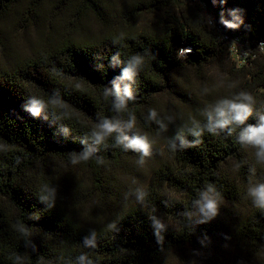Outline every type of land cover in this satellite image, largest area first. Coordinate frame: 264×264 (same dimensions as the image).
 <instances>
[{"label": "trees", "instance_id": "obj_1", "mask_svg": "<svg viewBox=\"0 0 264 264\" xmlns=\"http://www.w3.org/2000/svg\"><path fill=\"white\" fill-rule=\"evenodd\" d=\"M196 1L123 0L132 19L120 27L113 0H0V50L10 59L0 63V264H167L170 253L199 256L208 240L232 243L244 253L238 264H264V210L248 196L249 187L264 183V166L255 147L239 143L240 132L264 116V0ZM82 15L93 16L105 33L94 36ZM152 15L154 21L145 22ZM31 29L38 31L41 51L18 57L11 33ZM236 38L255 56L242 66L231 57ZM137 54L144 63L132 79H121ZM225 66L245 79L241 92L255 99L253 116L232 125L231 135L208 132L205 112L213 100L209 106L193 102L196 114L168 131L160 125L172 124L167 115L151 116L160 95L188 99L178 79L186 69L202 76ZM117 83L122 95L127 86L134 97L121 111L114 107ZM32 99L44 102L39 117L27 111ZM105 118L130 138L141 131L165 134L175 165H164L172 170L163 181L185 200L157 201V210L169 214L174 227L157 228L142 209L117 216L114 229L110 221L86 223L85 217L118 206L116 173L126 159L142 155L125 151L117 134L97 144L93 132ZM85 152L92 159L71 162ZM209 184L220 197L215 222L202 218L196 203ZM225 216L231 231L220 226Z\"/></svg>", "mask_w": 264, "mask_h": 264}, {"label": "rangeland", "instance_id": "obj_2", "mask_svg": "<svg viewBox=\"0 0 264 264\" xmlns=\"http://www.w3.org/2000/svg\"><path fill=\"white\" fill-rule=\"evenodd\" d=\"M115 2L117 15L119 17V26L124 27L127 25V19H132V13L123 11V0ZM195 5L201 6V2L197 0ZM123 11V12H122ZM110 11V15H112ZM60 14L58 13V16ZM149 15V14H148ZM155 15H152L145 19V22L154 21ZM75 18V17H74ZM84 23L89 27L94 36H102L105 33L106 27L98 22L93 16L85 17L81 16ZM127 18V19H126ZM211 27V26H210ZM8 37V36H7ZM12 39L17 44L18 57L22 58H34L41 51V42L38 31L31 29L27 32L12 31ZM6 42V40H5ZM246 44H239L237 42H231V57L235 64H244V58L251 56L255 59V56L250 54V51L245 50ZM247 49V48H246ZM189 50L182 52V57ZM264 53V52H263ZM264 55V54H263ZM10 61L9 57L5 55V52L0 50V63ZM260 65L264 66V56L261 57ZM237 62V63H236ZM197 73L194 69H186L184 73L178 77L180 85H182V92L187 96V100L176 96L174 93H165L160 95L155 100L154 110L159 115H167L171 119L172 124L165 125L160 123L165 131H168L174 124L180 122L182 119L188 116H194L196 113L193 110V102L199 101L209 106L210 102L218 101L223 98L234 99L240 94L243 89L242 83L245 79L238 74L230 72V67L225 66L213 67L208 71ZM170 127V128H169ZM150 129L151 125L149 126ZM142 135H147L149 142L152 145L151 155L145 157L146 163L140 166L138 161L141 156L132 157L125 160V169L117 171V187L119 201L118 206H112L106 213L100 217L87 218L83 216L86 223L91 226H96L100 223L110 221L115 224L117 216L122 217L127 215L133 209H142L143 213L150 215L153 221L158 220L164 227L175 226L172 217L169 214H162L157 210V201L171 203H182L185 199L175 190L167 187L163 181L164 173L167 174L171 169H165L164 165L173 167L175 165V158L173 152L167 145L166 136L164 133L156 134L149 131H141ZM264 166V161H261ZM160 170H162L160 172ZM158 173V175H157ZM140 193H144V198L139 199ZM121 214V215H120ZM90 217V216H89ZM118 217V218H119ZM202 218H205L201 216ZM217 217L211 219L216 221ZM210 221V220H209ZM224 225H221L223 230L231 231L233 228L232 220L228 217L223 218ZM205 249L201 251L199 256L192 254L187 258L180 256L177 253H170L166 257L167 264H238L244 253L239 252L237 248L232 244L227 245H215L212 240H208L203 245Z\"/></svg>", "mask_w": 264, "mask_h": 264}, {"label": "clouds", "instance_id": "obj_3", "mask_svg": "<svg viewBox=\"0 0 264 264\" xmlns=\"http://www.w3.org/2000/svg\"><path fill=\"white\" fill-rule=\"evenodd\" d=\"M264 51V48L261 49ZM144 63V58L141 56L133 55L130 59L128 67L124 69L123 77L121 79H132L136 75V67ZM104 97L107 99L109 93L104 91ZM117 103L114 105L117 111H121L127 108V101L134 99L130 88L127 86L124 88L123 95L121 94V89L119 83L116 84ZM53 103H57L53 101ZM63 105L65 102H59ZM254 104L255 99L250 93L241 92L234 99H221L210 109L205 112L207 119V129L212 135H218L217 129L229 130V135H231L232 125H245L247 121L254 114ZM44 102L38 99H32L31 107L27 109L34 117H39L41 111L44 108ZM151 116L155 118L156 111L151 110ZM136 117H132V121L128 124L129 128H132L135 124ZM113 134L116 135V141L118 145H124V150H133L138 153H142L140 160L138 161L140 166L146 163L145 157L151 155L152 145L148 140L147 135H137L130 138L122 134L118 124H114L112 121L105 118L101 125L98 126V130L93 132L95 142L97 144L105 142L106 139L111 137ZM195 135H201V132H194ZM179 138V137H178ZM181 143H185L181 138ZM239 143L241 145H250L255 147L257 151V156L261 161H264V116H262L258 123L248 124L247 127L239 134ZM92 159L91 152H85L79 158L73 155L71 162L73 164L86 162ZM99 163V162H98ZM201 199L197 201L199 214L206 218V220H211L219 214V193L213 185H207V191L202 192ZM248 196L252 198V203L255 207L264 210V183L251 186L248 188ZM144 198V193H140L139 199ZM43 200L48 201V196H43ZM53 206L52 204L49 205ZM155 220V218L153 217ZM155 226L159 229L164 227L158 220L155 221ZM110 229L115 228V224L108 225ZM19 231L24 235H28V230L24 227H20ZM159 235V233H157ZM89 246L94 247L90 241L86 242ZM19 259V255L15 256ZM84 259V257H81Z\"/></svg>", "mask_w": 264, "mask_h": 264}, {"label": "built area", "instance_id": "obj_4", "mask_svg": "<svg viewBox=\"0 0 264 264\" xmlns=\"http://www.w3.org/2000/svg\"><path fill=\"white\" fill-rule=\"evenodd\" d=\"M209 24H210L211 27L214 26V21H213L211 18H209ZM230 41L233 42V43L237 42V43L242 44V45L244 44V43H242V42H241L239 39H237V38H236V39H233V40H230ZM245 50H248V49L245 48ZM248 51H249V50H248ZM250 54H251V52H250ZM249 57H251V56H249ZM249 57H246V58L243 59L245 63H246V60H247ZM236 63H237V62H236ZM238 63H240V62H238ZM238 63H237L238 66H242V65L245 64V63H244V64L241 65V64H238Z\"/></svg>", "mask_w": 264, "mask_h": 264}]
</instances>
